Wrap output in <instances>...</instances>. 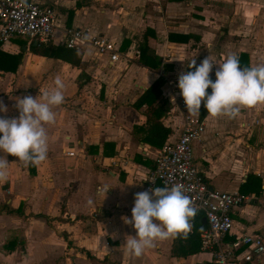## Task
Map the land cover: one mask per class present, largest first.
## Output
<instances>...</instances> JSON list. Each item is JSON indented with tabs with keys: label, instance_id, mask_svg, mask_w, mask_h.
Wrapping results in <instances>:
<instances>
[{
	"label": "crops",
	"instance_id": "1",
	"mask_svg": "<svg viewBox=\"0 0 264 264\" xmlns=\"http://www.w3.org/2000/svg\"><path fill=\"white\" fill-rule=\"evenodd\" d=\"M38 1L54 11L52 44L63 43L64 29L79 27L113 40L120 54L130 52L124 62L109 65L105 54L84 43L75 49L80 61L73 66L30 52L24 37L0 42V101L7 107L0 117H18L16 98L40 99L57 76L65 84L64 102L53 108L55 123L45 125L47 159L25 166L0 151L9 162L8 181L0 183V264H216L200 246L182 255L194 247L189 238L197 220L205 225L203 216L190 221L186 236L156 241L139 257L126 249L124 242L136 229L124 218L131 219L134 195L144 191L143 178L158 148L142 140L143 107L137 111L132 104L162 72L186 71L194 58L197 65L208 56L222 63L229 52H244L249 66H255L254 57L264 63L263 54L252 56L244 47L245 34L236 40L233 32L235 12L243 23L248 17L254 23L264 5L252 0L235 7L220 4L226 0ZM219 27H226L225 41L219 42L224 33ZM145 29L150 30L147 45L160 59L156 68L139 62ZM218 67L210 73L213 81ZM168 111L160 122L169 134L168 126L178 124L180 113ZM202 121L203 130L192 143L202 180L208 189L247 196L230 212L232 228L224 240L243 233L264 238V103L242 108L235 118L206 111ZM101 186L109 187L107 193L98 194ZM246 264H264V254Z\"/></svg>",
	"mask_w": 264,
	"mask_h": 264
},
{
	"label": "clouds",
	"instance_id": "2",
	"mask_svg": "<svg viewBox=\"0 0 264 264\" xmlns=\"http://www.w3.org/2000/svg\"><path fill=\"white\" fill-rule=\"evenodd\" d=\"M215 64L219 67L213 81L210 73ZM188 67L195 70L182 71L178 76V88L188 113L198 114L203 102L209 115L235 118L242 108L264 103V63L241 68L238 54L229 52L222 63H215L208 56L199 65L192 59ZM54 84L40 93V99L30 95L17 97L18 117H0V151L17 157L25 166L38 165L48 157L49 137L45 125L55 123L53 108L65 99V84L59 76ZM209 87L211 93L206 91ZM0 112H7L2 101ZM8 165L6 157L0 156V183L8 181ZM108 189L101 186L97 192L107 193ZM88 203L93 201L89 199ZM197 211L180 184L136 193L131 219L124 218L125 223L136 229V235L125 240L126 249L139 257L146 249L155 247L156 241L180 234L186 236Z\"/></svg>",
	"mask_w": 264,
	"mask_h": 264
},
{
	"label": "built area",
	"instance_id": "3",
	"mask_svg": "<svg viewBox=\"0 0 264 264\" xmlns=\"http://www.w3.org/2000/svg\"><path fill=\"white\" fill-rule=\"evenodd\" d=\"M54 21L53 9L43 1L0 0V42H7L14 36L46 42L51 36ZM62 41L65 47L73 49L89 44L97 54L107 56L109 65L129 58L130 49L120 54L113 40L103 35H92L84 28L64 29ZM131 52L133 57L138 55L137 48ZM180 72L170 76L161 74L164 80L160 87L161 99L171 104L168 112L177 110L180 113V119L174 127L168 126L171 132L156 149L153 167L143 178V190L183 185L185 194L205 219V228L199 233L200 249L208 251L216 264L249 263L255 256L264 254V238L259 234L243 233L232 241L224 240L232 228L230 212L243 204L247 196L236 190L208 189L202 180L193 163L192 143L201 134L203 121L198 114L187 112L178 88Z\"/></svg>",
	"mask_w": 264,
	"mask_h": 264
},
{
	"label": "trees",
	"instance_id": "4",
	"mask_svg": "<svg viewBox=\"0 0 264 264\" xmlns=\"http://www.w3.org/2000/svg\"><path fill=\"white\" fill-rule=\"evenodd\" d=\"M150 30L145 29L143 32L142 41L138 45L139 49V62L141 65L156 68L159 65L160 59L154 54V52L147 45V37ZM168 38H170L168 36ZM30 52L60 59L64 62H67L73 66H78L80 61V56L77 54L76 50L73 48L65 47L64 43L54 45L48 39L46 42H40L38 40H30L29 43ZM240 59V67H249L248 57L244 52L238 54ZM194 68H189L188 64L186 65V71H194ZM163 77L158 76L153 82L136 98L133 102L132 107L139 111L142 107V114L144 115V125H145V134L142 140L154 147H160L168 134V128L162 126L160 118L165 115L168 111L169 104L162 100L160 97L159 87L163 83ZM208 93H211L210 89L206 90ZM207 109L204 107L203 102L201 104L200 111L198 113L199 118L201 119ZM9 159L19 161L17 157L7 154ZM21 162V161H19ZM32 166V165H30ZM195 216H203L201 212H197ZM49 221V219H48ZM196 226L193 227L191 236L189 238V245H194L190 247L182 255H189L199 250L200 238L199 233L205 228V225H202L199 220L196 221ZM232 241V240H230ZM192 243V244H191Z\"/></svg>",
	"mask_w": 264,
	"mask_h": 264
},
{
	"label": "rangeland",
	"instance_id": "5",
	"mask_svg": "<svg viewBox=\"0 0 264 264\" xmlns=\"http://www.w3.org/2000/svg\"><path fill=\"white\" fill-rule=\"evenodd\" d=\"M242 1L244 0H226V1H220V4L225 5V3L227 2L228 4H232V6L235 7V6H240L242 4ZM253 1L261 5H264V0H252V2ZM234 15L236 17L234 24L235 28L233 29L234 39L236 40L240 39L242 38V35L245 34V38H247L248 41L247 43H245L244 47L250 50V54L252 56H259V54L264 55V12L258 14L257 19H255L256 21L254 23H251L253 22L252 19L249 21V17H248V22L243 23L242 17H240L241 15L239 13L235 12ZM221 20L223 21L224 19ZM222 28L224 29L223 31L224 33L222 36L220 35V37H218L219 42H221L222 40L225 41L226 38H228L225 32L226 27H219V30H222ZM217 35L219 34L217 33ZM255 59L256 58L254 57V59L252 60V65H257V60Z\"/></svg>",
	"mask_w": 264,
	"mask_h": 264
},
{
	"label": "water",
	"instance_id": "6",
	"mask_svg": "<svg viewBox=\"0 0 264 264\" xmlns=\"http://www.w3.org/2000/svg\"><path fill=\"white\" fill-rule=\"evenodd\" d=\"M201 221H202V223H203V224H205V219H204V218H202V220H201Z\"/></svg>",
	"mask_w": 264,
	"mask_h": 264
}]
</instances>
